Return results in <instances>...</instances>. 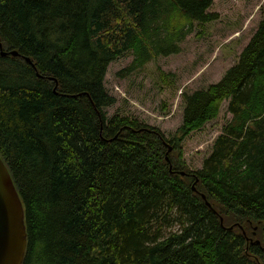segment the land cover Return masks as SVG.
I'll return each mask as SVG.
<instances>
[{
	"label": "trees",
	"instance_id": "trees-1",
	"mask_svg": "<svg viewBox=\"0 0 264 264\" xmlns=\"http://www.w3.org/2000/svg\"><path fill=\"white\" fill-rule=\"evenodd\" d=\"M212 5L0 0V40L20 54H0V156L25 208L22 264H264V18L219 81L182 92L176 140L105 111L111 62L132 53L128 76L179 53L218 19ZM226 101L231 119L190 171L177 141Z\"/></svg>",
	"mask_w": 264,
	"mask_h": 264
},
{
	"label": "rangeland",
	"instance_id": "rangeland-1",
	"mask_svg": "<svg viewBox=\"0 0 264 264\" xmlns=\"http://www.w3.org/2000/svg\"><path fill=\"white\" fill-rule=\"evenodd\" d=\"M210 11L218 13V19L197 24L180 43L179 53L158 56L128 76L119 73L133 61L132 53L110 63L105 83L117 101L105 109L108 117L120 113L136 118L159 128L167 139L176 140L183 122L182 92L202 89L219 81L238 61L264 18V0H213ZM162 71L169 83L161 81ZM228 104L224 102L217 118L177 141L180 158L190 171L202 168L215 139L231 119ZM167 143L173 146L172 142ZM170 153H174L173 149L168 157ZM175 153L179 154V149Z\"/></svg>",
	"mask_w": 264,
	"mask_h": 264
},
{
	"label": "water",
	"instance_id": "water-1",
	"mask_svg": "<svg viewBox=\"0 0 264 264\" xmlns=\"http://www.w3.org/2000/svg\"><path fill=\"white\" fill-rule=\"evenodd\" d=\"M0 54L2 56L20 55L18 51L5 50L1 40ZM25 58L32 66H35L30 57L26 56ZM37 74L40 76L38 71ZM166 144L170 152L173 146L167 142ZM169 152L166 160L170 163V170H172L173 164L168 157ZM184 174L185 172H182V175ZM202 197L206 199L205 194H202ZM206 203L208 206H212L208 200ZM27 237L25 208L10 171L0 156V264H22L27 249Z\"/></svg>",
	"mask_w": 264,
	"mask_h": 264
}]
</instances>
